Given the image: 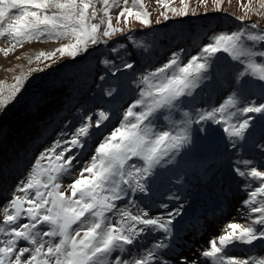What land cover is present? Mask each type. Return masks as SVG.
<instances>
[{"label": "snow or ice", "instance_id": "snow-or-ice-1", "mask_svg": "<svg viewBox=\"0 0 264 264\" xmlns=\"http://www.w3.org/2000/svg\"><path fill=\"white\" fill-rule=\"evenodd\" d=\"M220 2L214 0L217 5ZM102 3L104 7L98 10L94 0H0V38L10 42V47L0 51L7 56L26 42L47 37L66 39L69 43L51 52H39L36 60L52 61L57 54L76 59L88 51L89 44H98L100 35L111 37L120 31L113 26L109 12L115 0H102ZM123 3L125 6L116 18L118 23L121 17H124L125 23L128 17H132L142 25L151 24L150 13L143 0H131V6L129 0H123ZM158 4L164 9L160 15L165 20L169 18L168 12L178 16L188 14L187 5L178 10L170 7L167 0H158ZM242 7L245 15L238 19L243 21L251 11V2ZM98 11L103 12V17L93 22L97 21ZM257 14L264 15V0H260ZM249 28L214 35L197 55H192L186 62L181 60L179 53H173L162 66L144 74L142 83L146 87L140 89L139 98L127 107L118 126L110 133L102 134L87 162L79 161L78 157L88 146L92 116L86 117L70 136L62 134L67 136L66 139L56 140L45 149L27 180L17 189L24 195H14L8 204L0 205L3 208L0 233L7 236L0 242V264H110L108 257L114 251H124L125 246L133 245L142 233L152 229L162 231V241L140 258L127 260L116 256L111 264H168L157 259V250L170 246L165 241L170 240L172 219L179 215L180 210L175 213L169 211L166 219L162 215L152 217L146 210L133 214L127 207H118L116 201L127 197L129 192L148 191L147 181L154 169L164 162L165 157L171 163L176 152L190 142L193 123L214 120L216 113L221 114L217 123H227L223 119L224 109L229 105H239L240 94L251 87L249 77L259 82L256 86L261 90V97L239 106L237 110L245 114V118L228 124L224 131L230 137L243 139L254 118L247 114L264 117V30L252 31L259 29L256 22H252ZM242 37L258 47L244 44ZM220 52L227 53L232 60L244 65V70L239 71L234 79L236 91L218 109L183 112V127L179 133L156 131L153 119L157 118V111L175 108L181 98L192 95L201 81L207 78L208 61ZM103 63L106 67L109 65L108 60ZM122 66L124 69L134 67L131 62H124ZM120 71V67H116L112 75ZM25 79L23 76L15 77V83L9 86L12 97L21 90ZM112 94V91L108 92L109 96ZM6 103V100L0 99V104ZM137 108L141 110L137 111ZM98 117L97 130L109 120V114L101 111ZM133 157L141 163L129 164ZM244 163L247 165L250 162ZM77 164H80V175L68 185L70 195H66L60 190L59 180L61 176L70 174ZM237 171L241 177L259 180L260 186L249 192V198L244 201L245 205H256V197L264 196V171L255 167L247 172ZM29 192L33 195H28ZM113 210L119 217L115 222L106 215ZM250 212L258 215L247 225L228 223L215 238L208 241L202 255L211 258L213 264H264V256L249 255L240 259L229 252L237 244L255 246L259 243L264 246V200L259 206H251ZM22 216L31 223L21 222ZM45 225L47 230L41 231L40 228ZM44 237L53 239L44 240ZM54 238L58 239L54 242ZM176 264L187 262L181 258Z\"/></svg>", "mask_w": 264, "mask_h": 264}, {"label": "rangeland", "instance_id": "rangeland-1", "mask_svg": "<svg viewBox=\"0 0 264 264\" xmlns=\"http://www.w3.org/2000/svg\"><path fill=\"white\" fill-rule=\"evenodd\" d=\"M167 2L170 7H175L178 10L187 5L188 14L178 16L168 12L169 18L165 20L160 15L164 9L158 4V0H143L151 19V24L145 26L132 17H128L127 23H125L124 17H121L118 23L116 18L125 5L123 0H115L109 12L113 26L119 28L120 31L111 37L100 35V42L96 45L89 44L88 51L76 59L67 56L61 57L59 54L52 61L35 59L41 51L51 52L62 44L69 43L66 39L44 37L40 40L26 42L7 56L0 51V99L7 101L6 105L0 104V160L5 162L0 163L2 166L0 168L2 171L0 175V205L8 204L14 195H24L17 189L22 182L27 180L40 154L51 147L54 141L66 139L86 120V117L92 116L90 137L87 138L88 146L78 157L79 161L87 162L94 152L96 143L102 138V134H108L118 126L127 107L139 98L140 89L146 87L142 83L143 75L162 66L173 53H179L181 60L186 62L192 55H197L199 49L210 42L214 35L249 28L252 22L259 25V29L252 31L264 30V15L257 14L260 0H231L230 3L229 0H221L219 5L215 4L214 0H203V2L202 0H183V3L182 0H167ZM250 2L251 11L243 21L238 19L245 15L242 5H248ZM94 3L98 10L104 7L102 0H94ZM129 6H131V0H129ZM101 17H103V12L98 11L97 21L93 22H98ZM249 30L251 29L249 28ZM242 42L253 48L258 47L243 37ZM8 47H10V42L5 38H0V49ZM255 59L257 62H261L259 58ZM104 60L109 61L107 67L103 63ZM124 62H131L134 67L124 69L122 66ZM208 62L210 68L207 78L201 81L200 86L193 91L192 95L181 98L175 108L157 111V118L153 119L156 131L169 130L179 133L183 127L181 123L184 119L183 112L195 110L199 113L218 109L236 91L234 79L239 71L244 70V65L232 60L227 53L223 52L217 53ZM116 67H120L121 71L112 75ZM59 72L61 73L58 75ZM45 73L55 79L43 87ZM17 76H23L26 79L23 81L21 90L15 97H12L9 86L15 83ZM101 76L104 77L103 80L100 79ZM249 81L251 87L240 94L239 105L225 107L223 119L227 123L216 122L221 119L220 113H216L214 120H206L200 124L193 123L190 130V142L176 152L171 163H168V157H165L164 162L154 169L153 175L147 181L148 191L146 193L129 192L127 197L116 201L118 207H127L133 214L139 213L140 210H146L152 217L162 215L166 219L169 211L175 213L179 209V215H175L172 219L174 222L181 218L183 211L191 210L194 206H199L202 209L204 205L200 204L201 199L206 204H213L222 196L226 198L227 195H232L234 190H225L219 180L224 171H229L230 167L233 166L237 174V169L247 172L253 167L258 171H264V151H262L264 145L259 147V141L264 139V117L259 114H247L254 118L243 139L230 137L224 131L228 124L238 123L245 118V114L237 110L239 106L244 105L248 100L260 99L261 90L256 86L259 82L251 77H249ZM109 91L113 92L111 96L108 95ZM58 94H67V96L64 98V105L55 114V121L41 131L38 140L34 138L35 143L26 147L28 149L26 154L13 155L14 148L19 149L23 144L19 139L21 137L24 139L27 135L25 126L19 128L23 125V120L17 123L20 124L16 126L17 132H10L14 126L11 125L9 128V124L17 119L15 117L16 109L23 113V117L27 111L32 110L31 118L32 120L36 118L34 121L37 125L31 130L34 133L43 121L50 118L46 115L48 109L54 104L56 110L58 109L57 103L61 100L56 97ZM51 101L54 104H51ZM48 105L50 106L48 107ZM14 110L16 111L14 112ZM136 110L141 109L137 108ZM101 111L109 114V120L105 121L97 130L96 119L99 118L98 114ZM62 134H67V136H62ZM82 139L85 138L82 137ZM17 141H19V145H17ZM218 148L219 151H217ZM220 152H230L228 156H232L234 162H223V157L214 155ZM219 160L221 162L218 165L217 161ZM244 161L250 163L245 165ZM43 163L47 164V161ZM128 163L139 164L141 162L138 158L133 157ZM79 168L80 164H77L70 174L61 176L59 180L60 190L64 191L66 195H70L68 185L80 175ZM241 178L251 187L253 183L256 188L260 186L259 180L248 176ZM213 184H216V187ZM208 187L214 193L211 197L210 194L203 196V191ZM255 189L242 192L236 187L234 194L242 197ZM28 195L31 196L33 193L29 192ZM192 195L196 196L191 197ZM235 204L228 208L233 210L234 207H237ZM163 205H167V207L165 208ZM114 212L115 210L113 213L106 214L112 218L113 222L119 219ZM243 216L238 220V223L249 224L252 218L246 213ZM2 221L3 208L0 207V222ZM21 222L31 223L25 216L21 217ZM40 230H47V226H43ZM215 237L216 235L207 233L204 240L205 248L208 247V241ZM163 238L162 231L148 230L142 233L133 245L125 246L124 251H114L108 260L111 264L116 256L127 260L140 258ZM5 239L7 236L0 233V242ZM49 239L53 238L44 237V240ZM55 239L58 238H54V242ZM165 242L168 243V241ZM25 246H28L27 242H25ZM244 246L246 245L244 244ZM168 248L157 251L167 252ZM261 251L262 249H254L248 254H231L244 259L249 255L260 257Z\"/></svg>", "mask_w": 264, "mask_h": 264}, {"label": "bare ground", "instance_id": "bare-ground-1", "mask_svg": "<svg viewBox=\"0 0 264 264\" xmlns=\"http://www.w3.org/2000/svg\"><path fill=\"white\" fill-rule=\"evenodd\" d=\"M262 145H264V139L259 141V147ZM219 150L218 148L217 151ZM228 154H230V152H220L214 155L223 157V162L229 161L233 163V157L228 156ZM219 162H221V160L217 161L218 165ZM219 180L221 181V186L225 187V190L231 189L232 191L234 190V193L236 187L242 192H247L256 188L254 183L251 187L249 183L243 180L236 173L233 166L229 168V171H224V174L220 176ZM213 186L216 187V184H213ZM234 193L232 195H227L226 198L224 196L220 197L217 202L214 201L213 204H206L203 199H201L200 204L204 205L202 209L199 206H194L191 210L183 211L181 213V218L176 219L170 226L172 234L168 241L170 244L169 250L167 252H158L157 259L167 261L168 264H176L177 260L181 258L185 259L187 264H213L211 258H205L202 255V252L207 248L204 246L207 233H212L217 236L221 229L228 223H238V220L244 217L243 215H245V213L253 219L258 214L251 213L250 207L259 206L260 202L264 200V196H257L256 205L249 206L244 204V201L249 198L248 194L238 197ZM205 194H210V197L214 195L210 187L203 191V196H205ZM196 195H192L191 197ZM234 203H236L235 206L237 207H234L233 210L229 209L228 207L232 206ZM242 225L245 224L242 222ZM254 249H262L260 256H264V246L261 244L259 245V243H256L255 246L237 244L235 247L230 248L229 252L230 254H248Z\"/></svg>", "mask_w": 264, "mask_h": 264}, {"label": "trees", "instance_id": "trees-1", "mask_svg": "<svg viewBox=\"0 0 264 264\" xmlns=\"http://www.w3.org/2000/svg\"><path fill=\"white\" fill-rule=\"evenodd\" d=\"M67 66V65H66ZM68 67V66H67ZM66 68V67H65ZM137 69V68H136ZM61 72H59L58 73V75L60 74ZM44 75H46V73L44 74ZM57 75V76H58ZM51 75H46L45 76V80H43V87L44 86H46V85H48L49 83H51V82H53L54 81V77H50ZM36 92H38V91H36ZM35 93V92H34ZM33 93V94H34ZM67 96V94H58L56 97L58 98H60L61 100H59V98H58V100H59V103H57V106H58V109L56 110V108L54 107V103L51 101V104H54L53 106H51L49 109H48V112H47V117H50V118H48L47 120H45V121H43L42 123H41V125L37 128V130L34 132V133H32V131L31 130H33L37 125H36V121H34V120H36V118L35 119H33L32 120V118H31V112H32V110L31 111H27L26 112V115L23 117V113H21V112H19L18 111V109H16L17 110V113H16V116L15 117H17V119L15 120V122H12V123H10L9 124V128H11L10 126L11 125H13L14 127L10 130V132H15L16 131V126L18 125H20V124H17V123H19L20 121H22L23 120V125L22 126H20L19 128H21V127H24V129H25V134H27L26 135V137L23 139V137H21L20 139H19V141L20 142H22L23 144L21 145V148H14V150L12 151L13 152V155H15V156H19L18 154L19 153H21V154H26V152H27V150L28 149H26V147L28 148V146L30 147V144L31 143H35V141L36 140H38L39 138H38V135L41 133V131L44 129V128H46L49 124H51L52 122H54L55 120H54V117H55V114L59 111V109L64 105V98ZM34 98H35V96H33ZM50 105H48V107H49ZM23 109H24V107H23ZM16 110H14V112L16 111ZM14 117V118H15ZM28 124V126H26ZM42 126V127H41ZM18 130V129H17ZM19 130H21V129H19ZM18 130V131H19ZM17 132V131H16ZM24 134V135H25ZM34 138H36V140H34ZM14 140V139H13ZM19 141H17V145H19L20 143H19ZM16 145V146H17ZM29 152V151H28ZM0 163H5L3 160H0ZM15 164H16V162H15ZM2 166L0 165V168H1ZM1 169H0V175H1Z\"/></svg>", "mask_w": 264, "mask_h": 264}]
</instances>
